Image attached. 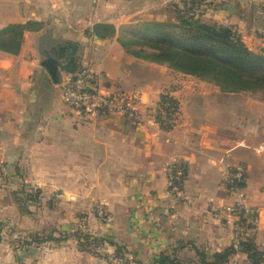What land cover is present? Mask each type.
Listing matches in <instances>:
<instances>
[{
    "label": "crops",
    "instance_id": "1",
    "mask_svg": "<svg viewBox=\"0 0 264 264\" xmlns=\"http://www.w3.org/2000/svg\"><path fill=\"white\" fill-rule=\"evenodd\" d=\"M165 1L0 0V28L40 22L23 31L18 52L0 49V160L7 175L0 226L40 235L20 259L114 264L82 245L80 232L112 241L113 250L124 246L126 264H150L161 251L188 246L212 253L237 233L264 252V151L254 149L264 141V91L223 90L129 51L118 40L120 24L164 18L156 8ZM200 10L203 21L235 28L248 48L264 53V0H205ZM96 22L112 23L114 33L96 35ZM68 42L76 45L72 59L106 83L143 89L139 125L117 115L81 119L63 101L41 60ZM162 93L176 102L168 113ZM175 161L186 166L183 196L167 189L166 165ZM238 162L246 165L247 204L258 209L253 228L225 209L232 200L223 171ZM30 186L37 188L35 201L22 196ZM99 205L109 212L105 221L94 212Z\"/></svg>",
    "mask_w": 264,
    "mask_h": 264
},
{
    "label": "trees",
    "instance_id": "2",
    "mask_svg": "<svg viewBox=\"0 0 264 264\" xmlns=\"http://www.w3.org/2000/svg\"><path fill=\"white\" fill-rule=\"evenodd\" d=\"M178 18L176 21L144 19L136 22L137 35L142 40H149L156 48L157 54L167 58L173 65L171 68L199 76L210 75L222 87L230 90L258 89L264 91V53L248 48L234 34L232 27L219 22L208 23L200 18V6L205 0H180ZM130 25V23H129ZM40 26V22L27 20L25 23H9L0 28V49L16 53L19 50L23 31ZM93 32L98 36L111 35L115 26L109 22H96ZM133 41L140 39L130 37ZM128 48V47H127ZM130 51V50H129ZM75 59H65L62 63L63 71L71 72L79 65ZM224 90V89H223ZM161 101L167 102L165 109L174 110L176 102L167 93L161 94ZM171 109V110H170ZM156 119H161L156 115ZM79 242L90 247L93 243L112 241L88 232L76 234ZM47 238H52L48 236ZM241 248L248 254L255 264L264 263V252L258 248L252 239L239 241ZM233 244L211 253L216 262L228 256L233 250ZM231 249V250H230ZM117 253H124L125 247L115 245ZM196 254L201 256L203 263L206 252L195 248ZM150 264H180L176 253L161 251Z\"/></svg>",
    "mask_w": 264,
    "mask_h": 264
},
{
    "label": "built area",
    "instance_id": "3",
    "mask_svg": "<svg viewBox=\"0 0 264 264\" xmlns=\"http://www.w3.org/2000/svg\"><path fill=\"white\" fill-rule=\"evenodd\" d=\"M232 31L237 34L235 28H232ZM59 85L63 101L81 119L117 115L132 125H139L143 121L141 116V104L144 101L143 89L141 87L123 89L106 83L103 75L88 64L80 63L75 70L64 71ZM254 149L264 151V141L258 142ZM166 173L168 191L172 195H185V164L182 161L170 162L166 165ZM245 173L246 165L243 162L225 166L222 182L232 200L225 209L234 213L242 219L241 221L257 224L258 209L254 205L247 204L246 200ZM6 183L5 165L0 160V187L5 186ZM101 212L98 210V214H101V218L104 219L105 215ZM218 212L212 209L214 215ZM80 220H84V217ZM90 248L97 255H102L106 249L102 242L93 243ZM113 260L121 261L116 256H113Z\"/></svg>",
    "mask_w": 264,
    "mask_h": 264
},
{
    "label": "rangeland",
    "instance_id": "4",
    "mask_svg": "<svg viewBox=\"0 0 264 264\" xmlns=\"http://www.w3.org/2000/svg\"><path fill=\"white\" fill-rule=\"evenodd\" d=\"M177 5L181 10H183V5L180 0H166L165 2H163L160 6H157L156 8V11L163 12L165 14V17L164 18H154V19L176 21L178 18V13H179V11L176 10ZM138 21H141V20H138ZM138 21H128V22L120 24L118 40L123 45L128 47V50H130L132 53L137 55L138 58L145 60V61H153L155 64H158V65L165 64L169 68H171V66L173 65L171 61L167 60V58L165 57L158 55L156 48L150 43L149 40L144 41L142 40L140 36L137 35V30L139 29L135 23ZM130 37H134V38L136 37L140 40L133 41L131 40ZM64 61H65L64 58L60 60L61 72L63 71L62 63ZM141 71L146 72L148 70L143 69ZM196 76L206 79L208 81L217 83L216 80L210 75H204V76L196 75ZM217 85L219 86L220 89L231 91L230 89L222 88L218 83ZM27 188L28 190L24 192L26 194L22 196L31 198L32 200L35 201L36 199L34 198H36L38 194L37 188L35 186H30ZM16 196L18 199L20 198L19 195H16ZM95 209L96 210H94V212L96 215H98V217L101 218V214H98V210H101L102 211L101 213L105 215V218L104 219L101 218V220L105 221L108 219L109 212L104 207L99 205V206H96ZM238 220H239V225H240V221L242 219L238 218ZM247 225H249L250 228H253L256 224L247 223ZM0 227L2 229V239L0 240V264H33L30 261H24V259H20L19 254L23 252L24 249H26L27 251L28 245H33L34 243L38 242L40 240V235L35 234V233H27L23 230H20L21 228H19L16 224H12L10 226L8 225V227H2V226ZM247 238L251 239L250 236H244V235L240 236V233H237V237L235 241L231 243L234 246L233 250L228 254V256L221 258L214 263L211 262V261H214L213 260L214 257L211 255V253L206 252L205 258L208 262L203 263L201 260V256L197 255L195 250L188 249L189 246L187 249H178V252H176V257L180 264H255L252 262L248 254L243 250V248H241L239 244L240 240L247 239ZM102 243H104L106 249L104 253L99 256L105 258L107 261H109L110 263H114V264H126L129 261V259L127 258V255L125 254L126 251L123 254L117 253L116 251L110 248V245L108 244V242L105 241ZM113 256L120 258L121 261L116 262L115 260H113ZM260 264H264V263H260Z\"/></svg>",
    "mask_w": 264,
    "mask_h": 264
},
{
    "label": "water",
    "instance_id": "5",
    "mask_svg": "<svg viewBox=\"0 0 264 264\" xmlns=\"http://www.w3.org/2000/svg\"><path fill=\"white\" fill-rule=\"evenodd\" d=\"M76 45L74 42H68L67 45H59L56 48L45 51V57L41 60V63L49 71L52 81L54 83H60L62 80V72L60 69V59L66 54L73 58ZM2 239V229L0 227V240Z\"/></svg>",
    "mask_w": 264,
    "mask_h": 264
}]
</instances>
